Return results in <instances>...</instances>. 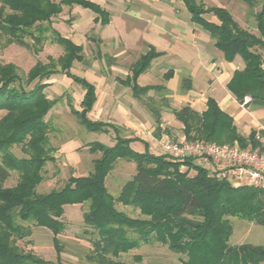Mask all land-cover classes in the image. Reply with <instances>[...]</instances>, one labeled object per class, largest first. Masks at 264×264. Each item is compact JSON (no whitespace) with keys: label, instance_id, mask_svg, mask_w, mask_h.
Wrapping results in <instances>:
<instances>
[{"label":"trees","instance_id":"1","mask_svg":"<svg viewBox=\"0 0 264 264\" xmlns=\"http://www.w3.org/2000/svg\"><path fill=\"white\" fill-rule=\"evenodd\" d=\"M242 1L250 7L257 2ZM182 2L191 21L210 34L226 61L232 62L236 57L242 61L243 66L233 71L227 83L228 90L239 102L248 96V104L264 107V60L260 52L264 48V0H260L254 14L257 34L243 27L224 6L197 0ZM73 5L91 10L95 14L93 22L100 26L111 20L110 11L93 0H0V37L5 44L16 43L38 53L49 40L62 48L56 62L37 61L28 70L25 83L34 82L30 88L23 84L15 64L0 60V264H67L59 238L66 228L65 206L84 203L88 205L82 213L83 233L91 243L87 259L93 264H127L118 259L122 253L153 242L179 254L181 264L264 263V245L230 243L233 229L228 218L264 226V189L232 185L191 157L152 153L147 142L121 135L120 126L89 117L96 101V86L71 71L74 62H85L83 47L52 26L53 17L63 6ZM206 14L213 15L216 21L207 19ZM162 54L148 45L130 65V75L121 80L154 118L156 135L162 107H169L163 94L166 87L141 86L137 78ZM58 72L83 90L80 108L67 102L79 124L92 132L109 133L111 129L114 143H87L90 152L100 153L92 161V170L86 175H70L61 187L41 193L37 186L44 180V167L56 158L49 142L52 128L45 117L57 99L46 94L49 83L45 80ZM172 75L173 70L168 69L163 79ZM190 87V79H183V90ZM150 90L160 93L159 100L148 94ZM172 111L182 123L187 141L259 144L255 140L256 130L241 134L233 117L212 97L207 98L202 112L188 104ZM133 141L142 142L144 150L133 149ZM13 146H19L23 156L16 155L11 150ZM119 159L133 162L135 173L114 195L106 186V177ZM12 173L17 175L16 182L6 186ZM126 206L138 211L137 216L121 208ZM33 227L52 233L54 260H46L18 245V241L32 234ZM134 259L141 257L135 255Z\"/></svg>","mask_w":264,"mask_h":264},{"label":"rangeland","instance_id":"2","mask_svg":"<svg viewBox=\"0 0 264 264\" xmlns=\"http://www.w3.org/2000/svg\"><path fill=\"white\" fill-rule=\"evenodd\" d=\"M93 1L111 13L112 23L104 31H102L103 28L98 23L93 22L95 14L91 10L81 6H63L62 11L56 17H53L52 20V26L55 29L83 47L85 62L76 61L71 68V71L77 75L84 77L87 75L91 79H101L102 76H105L107 78L106 82L109 83L115 81L116 72H113L112 68L118 67L120 68L118 77L124 78L126 76L125 73L129 71L130 65L146 49L145 46L138 48L139 50L134 49L137 46L126 49L124 42H129L131 38L142 36L141 34L144 36L142 31L137 30V25H140V29L143 30V27L145 29L148 26L149 19L161 22L168 21L173 16H177L176 18L180 22H184L186 29L187 27H197L201 31V38H203V34L209 36L207 31L189 20L187 16L189 12L185 9L182 0ZM197 1L204 2L206 5L224 6L243 27L257 34L254 14L259 10L260 0H257L253 7L248 6L242 0ZM139 9L147 17L134 18L132 11ZM205 17L216 21V18L211 14H206ZM166 23L164 26H171L169 22ZM131 25L133 26L132 28L128 27ZM103 35L105 38H102ZM118 36H121L125 41ZM152 36L156 38V36ZM97 39L101 41L99 42ZM128 46L131 47V44L128 43ZM195 47L196 45L192 46L191 44L182 47L180 43H177L171 46L170 49L174 50V52L176 50L178 54L183 53V55L187 56L195 54ZM260 52L264 60V48L260 49ZM61 53L62 48L55 43H51L49 40L45 42L41 51L35 53L27 46L16 43L5 44V39L0 37V60L16 65L18 74L23 84L27 85V88H30L34 84V82L29 85L25 83L28 70L37 61L47 63L50 59H53L56 62ZM169 67L171 65H169L167 59L159 58L155 60L148 75L149 81L164 84L165 80L162 79L161 74ZM56 69L60 70L57 64ZM45 81L49 83V86L45 89L46 94L50 98L57 99L55 105L45 117L52 128L49 133V142L54 147L53 154L56 158L53 162H48L44 167V180L37 186V191L41 193L48 192L52 188L61 187L70 175H86L92 170V161L100 153L90 152L87 143L93 141H101L107 145L114 143L113 132L88 131L79 124L77 118L70 112L67 104L68 101H71L74 107L80 108L79 102L82 98L83 90L78 84L74 83L61 72L51 75ZM179 91L184 92L182 86L179 87ZM150 96L155 98V100H159L161 95L156 91L155 93L150 91ZM168 101L169 107H162L161 112L169 109L172 102L177 105L181 104L177 99L171 100V98H168ZM141 104L143 103L141 102ZM250 108L254 110L256 116L259 118V126H264V107L251 105ZM92 115L90 113L91 117ZM110 131L112 130L110 129ZM162 133L173 140L168 133ZM162 133L160 132L161 136ZM125 134L121 130V135L125 136ZM11 150L16 155L23 156L19 146H13ZM161 151L162 149L157 150V152ZM134 173L135 165L133 162L124 159L117 160L114 168L106 177L108 190L114 195L117 194L119 188ZM190 173L193 174L194 171L192 170ZM16 177L17 175L12 173L11 177L5 182V185L11 186L15 184ZM87 205V203H84L83 205L72 204L65 206L66 228L59 235V238L64 246L62 257L67 264H93L87 259L91 243L83 233L82 213ZM133 211L126 210L131 216H137L138 211ZM228 218L233 229L229 240L231 244L252 243L264 245V226L237 217L229 216ZM18 245L21 249L25 251L31 250L46 260L55 259L52 233L46 228L33 227L32 234L28 238L18 241ZM135 255H139L141 259H134ZM118 259L127 264H181L179 254L170 251L167 246L157 242L142 244L139 248L122 253Z\"/></svg>","mask_w":264,"mask_h":264},{"label":"crops","instance_id":"3","mask_svg":"<svg viewBox=\"0 0 264 264\" xmlns=\"http://www.w3.org/2000/svg\"><path fill=\"white\" fill-rule=\"evenodd\" d=\"M132 13L134 18L147 17L141 9L133 10ZM187 16L191 21L190 14ZM176 17L173 16L168 21L161 22L149 19L148 26L145 29L143 27V30L140 29V25H137V30L142 31L144 36L141 34L142 36L131 38L129 42H126L121 36H118L125 41L126 49L132 48V46H137L134 48L135 50H139L138 48L142 46H145L147 49L148 45H151L163 53L152 61L150 67L144 73L138 76L137 82L139 85L154 86L160 84L150 82L148 79L152 64L155 60L164 58L171 65L168 69L173 70V75L168 80H165L163 84L166 87V93L164 95L171 98V100L177 99L181 104L177 105L172 102L169 109L161 112L159 135H156V123L150 112L144 104H141V101L133 97L130 87L121 81L130 75V69L125 73L126 76L124 78H119L120 68H112V71L116 72V82L112 81L109 83L106 82L107 78L105 76H102L101 79H91L85 74L86 78L96 86V101L92 110L88 113L89 117L94 120L108 121L120 126L126 133V137H138L142 141L147 142L149 151L155 154L163 153V151L157 152V150L161 149L162 138L166 136L162 132L168 133L174 141L186 140L182 129L183 125L176 119L172 109L180 108L188 104L198 112H202L206 109L208 97L214 98L220 108L233 117L234 124L241 134L247 135L251 129L257 128L260 123L256 113L250 108L252 104L247 103L242 106L243 101L239 102L227 88V83L233 71L243 66L242 61L238 57L232 62L226 61L222 52L213 45V39L210 34L209 36L203 34V38H201V31L197 27H187L186 29L184 22H180ZM166 22H169L171 26H164V24H167ZM111 23L112 19L105 26H101L103 28L102 31L111 25ZM128 27L132 28L133 26ZM152 35L156 36V38H153ZM102 38H105V36L103 35ZM128 43L131 44V47L128 46ZM177 43H180L182 47L190 44L192 46L196 45L194 48L195 54L186 56L183 53L178 54L176 50L174 52L170 47ZM168 69L162 72V79L163 74ZM185 78L190 79L191 87L188 90H184V92H180L179 87L182 86V81ZM150 91L155 93L154 90ZM90 113L93 114L92 117ZM130 146L137 151L144 150V144L140 141H133L130 143ZM206 166L209 169L212 167L211 164ZM121 208L125 211L133 210L129 206Z\"/></svg>","mask_w":264,"mask_h":264},{"label":"built area","instance_id":"4","mask_svg":"<svg viewBox=\"0 0 264 264\" xmlns=\"http://www.w3.org/2000/svg\"><path fill=\"white\" fill-rule=\"evenodd\" d=\"M249 100L246 96L242 106ZM255 130V140L259 143L256 146L218 144L201 139L174 141L165 136L161 140V149L170 156L191 157L205 168L211 164L216 176L232 185L264 189V126Z\"/></svg>","mask_w":264,"mask_h":264}]
</instances>
